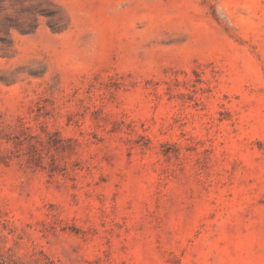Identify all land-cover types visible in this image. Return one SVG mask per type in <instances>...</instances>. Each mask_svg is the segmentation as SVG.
<instances>
[{"label": "rangeland", "instance_id": "obj_1", "mask_svg": "<svg viewBox=\"0 0 264 264\" xmlns=\"http://www.w3.org/2000/svg\"><path fill=\"white\" fill-rule=\"evenodd\" d=\"M0 264H264V0H0Z\"/></svg>", "mask_w": 264, "mask_h": 264}]
</instances>
